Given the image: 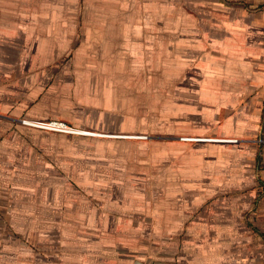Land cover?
I'll use <instances>...</instances> for the list:
<instances>
[{
    "label": "rangeland",
    "instance_id": "obj_1",
    "mask_svg": "<svg viewBox=\"0 0 264 264\" xmlns=\"http://www.w3.org/2000/svg\"><path fill=\"white\" fill-rule=\"evenodd\" d=\"M81 40L71 37L62 59L72 77L39 85L35 114L0 118V264H153L164 261L159 253L177 258L203 217H239L255 235L244 201L255 187L247 142L218 143L220 120H202L198 103L197 115L184 116V84L170 83L167 52H144L129 82L109 83V53L79 51ZM23 120H58L78 133ZM235 200L245 204L238 213ZM168 229L178 244L157 242ZM173 258L166 264H189Z\"/></svg>",
    "mask_w": 264,
    "mask_h": 264
},
{
    "label": "crops",
    "instance_id": "obj_2",
    "mask_svg": "<svg viewBox=\"0 0 264 264\" xmlns=\"http://www.w3.org/2000/svg\"><path fill=\"white\" fill-rule=\"evenodd\" d=\"M82 1L84 10L81 0H0V118L15 120L27 107L28 116L35 114L34 105L44 99L39 85L72 77L62 63L72 51L71 37H82L79 51L109 53V83L129 82V71L142 65L144 52L166 51L170 83L184 84V116L197 115L198 103L202 120H220L212 129L222 138L218 143L247 142L255 187L244 201L249 227L257 233L239 217H203L200 236L193 242L184 237L177 258L159 253L164 261L153 264L182 254L189 264H264L259 234L264 235V0ZM230 176L239 179V168ZM232 205L238 213L245 204ZM218 206V211L227 207ZM168 232L157 242L178 244Z\"/></svg>",
    "mask_w": 264,
    "mask_h": 264
},
{
    "label": "built area",
    "instance_id": "obj_3",
    "mask_svg": "<svg viewBox=\"0 0 264 264\" xmlns=\"http://www.w3.org/2000/svg\"><path fill=\"white\" fill-rule=\"evenodd\" d=\"M24 125L40 128L46 131H54L64 134H75L78 133L74 128L70 127L66 123L58 120H50V121H28L23 120Z\"/></svg>",
    "mask_w": 264,
    "mask_h": 264
},
{
    "label": "trees",
    "instance_id": "obj_4",
    "mask_svg": "<svg viewBox=\"0 0 264 264\" xmlns=\"http://www.w3.org/2000/svg\"><path fill=\"white\" fill-rule=\"evenodd\" d=\"M262 237H263V239H264V235L262 234V233H259Z\"/></svg>",
    "mask_w": 264,
    "mask_h": 264
}]
</instances>
